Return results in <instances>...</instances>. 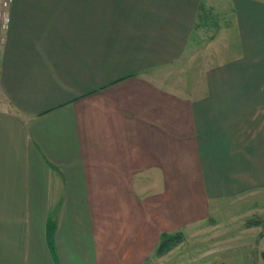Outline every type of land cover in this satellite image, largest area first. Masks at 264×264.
I'll return each instance as SVG.
<instances>
[{"label":"crops","instance_id":"obj_1","mask_svg":"<svg viewBox=\"0 0 264 264\" xmlns=\"http://www.w3.org/2000/svg\"><path fill=\"white\" fill-rule=\"evenodd\" d=\"M11 17L0 264H153L163 235L240 207L264 221V0H13Z\"/></svg>","mask_w":264,"mask_h":264},{"label":"rangeland","instance_id":"obj_2","mask_svg":"<svg viewBox=\"0 0 264 264\" xmlns=\"http://www.w3.org/2000/svg\"><path fill=\"white\" fill-rule=\"evenodd\" d=\"M200 37L201 35H196L197 40ZM206 51L198 47L181 66V74L188 86H194L195 70L200 67L202 54ZM180 69L175 71L178 72ZM245 211L246 208L240 207L232 214L225 211L222 217L216 216L207 227L185 239L186 242L181 249L169 256L162 257L156 254L153 264H264L258 250L260 231L248 230L249 223L260 220L257 217L251 220L243 219L248 217V214L244 215ZM234 215L240 216V219L232 223L230 219ZM261 223V227L264 228V221Z\"/></svg>","mask_w":264,"mask_h":264},{"label":"trees","instance_id":"obj_3","mask_svg":"<svg viewBox=\"0 0 264 264\" xmlns=\"http://www.w3.org/2000/svg\"><path fill=\"white\" fill-rule=\"evenodd\" d=\"M195 31L198 35H201L203 38H210L213 36L215 32V26H205V25H196ZM261 221L258 222H251L248 224V226H257L261 225ZM53 226L52 224L49 225V230H48V238L51 239L53 235ZM184 236L179 233L176 234L175 236H169V235H163L162 240L157 248L156 254L158 256H163L179 246L183 241H184ZM262 257L264 259V253L262 254Z\"/></svg>","mask_w":264,"mask_h":264},{"label":"built area","instance_id":"obj_4","mask_svg":"<svg viewBox=\"0 0 264 264\" xmlns=\"http://www.w3.org/2000/svg\"><path fill=\"white\" fill-rule=\"evenodd\" d=\"M13 0H0V32H6L11 24Z\"/></svg>","mask_w":264,"mask_h":264}]
</instances>
